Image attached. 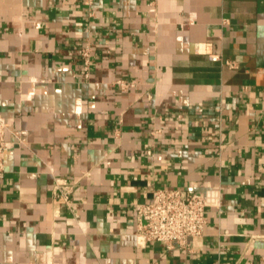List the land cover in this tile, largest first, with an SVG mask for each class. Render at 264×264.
<instances>
[{"label": "crops", "instance_id": "obj_1", "mask_svg": "<svg viewBox=\"0 0 264 264\" xmlns=\"http://www.w3.org/2000/svg\"><path fill=\"white\" fill-rule=\"evenodd\" d=\"M0 115V264H264V0H0ZM156 188L211 192L193 249Z\"/></svg>", "mask_w": 264, "mask_h": 264}, {"label": "built area", "instance_id": "obj_2", "mask_svg": "<svg viewBox=\"0 0 264 264\" xmlns=\"http://www.w3.org/2000/svg\"><path fill=\"white\" fill-rule=\"evenodd\" d=\"M85 69L88 70L89 48L80 51ZM216 59V56H212ZM8 123L0 115V185L5 176V133ZM56 191L70 199V186L57 180ZM211 192L193 188H156L152 198L135 205L138 218L136 235L140 242L157 241L168 248H194L195 240L202 237L207 223V208L215 199Z\"/></svg>", "mask_w": 264, "mask_h": 264}]
</instances>
